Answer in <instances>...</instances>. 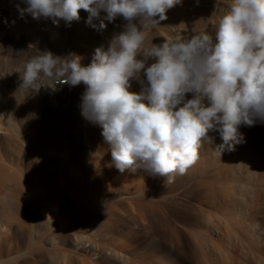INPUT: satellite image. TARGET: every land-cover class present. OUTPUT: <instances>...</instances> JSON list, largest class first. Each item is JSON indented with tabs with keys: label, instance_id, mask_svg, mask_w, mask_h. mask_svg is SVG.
I'll return each mask as SVG.
<instances>
[{
	"label": "bare ground",
	"instance_id": "bare-ground-1",
	"mask_svg": "<svg viewBox=\"0 0 264 264\" xmlns=\"http://www.w3.org/2000/svg\"><path fill=\"white\" fill-rule=\"evenodd\" d=\"M216 2L220 12L206 29L204 19L215 14L208 9ZM17 5L27 7L22 0H0V264H264L263 123L241 126L243 142L221 155L219 132H209L196 162L183 175L171 174L167 185L166 177L143 169L121 172L102 128L82 115L83 83L37 92L21 79L40 51L75 53L88 66L89 54L106 50L110 42L92 32L84 10L78 21L56 26L50 19L21 18ZM185 5L198 10L199 29L179 41L214 34L231 0H182L167 17ZM123 20L108 22L112 37ZM151 42L153 34L146 35L145 48ZM131 83V91H141L137 80ZM191 173H199L201 181ZM156 208L168 213L184 242L196 248L194 259L185 257L173 232L161 226Z\"/></svg>",
	"mask_w": 264,
	"mask_h": 264
},
{
	"label": "clouds",
	"instance_id": "clouds-1",
	"mask_svg": "<svg viewBox=\"0 0 264 264\" xmlns=\"http://www.w3.org/2000/svg\"><path fill=\"white\" fill-rule=\"evenodd\" d=\"M181 2L22 0L27 7L17 5L21 18L50 19L56 26L61 20L78 21L81 10L98 29L107 28L105 20L127 21L107 50H95L90 65L75 53L40 51L26 63L21 79L37 92L83 83L82 115L102 128L116 167L166 177L165 185L172 182L171 174L183 175L196 162L210 131L223 140L217 148L221 155L243 142L241 126L264 123V0H231L214 34L145 48L146 30L159 26ZM149 59L155 62L146 67ZM133 80L141 84L138 93L130 91Z\"/></svg>",
	"mask_w": 264,
	"mask_h": 264
},
{
	"label": "rangeland",
	"instance_id": "rangeland-1",
	"mask_svg": "<svg viewBox=\"0 0 264 264\" xmlns=\"http://www.w3.org/2000/svg\"><path fill=\"white\" fill-rule=\"evenodd\" d=\"M229 8H230V6H227V12L229 11ZM220 9H221V3L220 2H216V5L214 3L210 5L208 10H210V11L215 10L216 12H215V14H212V15L208 14L206 16V18L204 19L205 27L207 26L209 28V27H212L215 24V22H216L215 20H217L218 13L220 12ZM198 15L199 14H198V10L197 9L192 8L189 5H187V6L185 5L183 9H182V7H180L177 11L171 12V15L167 17L165 22L161 21L159 26H157L155 28L149 27L146 30L145 35L153 34V37L155 39V42H153V44H155V45H162L163 43H165L166 38L169 39V38L175 37V36L178 38V41H179V37L181 35L182 36L189 35L188 30L191 31V32H194L195 29H199V27L196 28V26H198V25H196V22L198 21L197 20V16ZM156 19H159V17H157ZM99 22H100L99 20H95V21H93V24L99 25ZM108 22L109 21H107L106 24H108ZM126 23H127V21L123 20L122 25H120V27H119V31L118 30L117 31H113V33L116 35V34L122 32L124 30V25ZM137 24H139V21H137ZM108 27H110V26H107L106 29H98V27H93L92 26V32L94 34L98 32L100 34V39L101 40H107V41L110 42L112 40V38L114 37V36L112 37V30H113L114 27L112 28V30H110ZM160 27H162V28H160ZM207 27H206V29H207ZM200 30L203 31V30H205V28L203 29V27L201 26ZM204 33H206V31ZM161 38H163V42H161V40H160ZM79 44L83 45L80 41H79ZM93 57H94L93 55L89 54V59L88 60L92 61ZM153 62H155L153 59H149L147 64H146V67L150 66L151 63H153ZM134 81H136V80H133L132 82H134ZM83 87H84V84H83ZM130 91H131V89H130ZM63 101L64 100H61L60 102L63 103ZM54 108H55V106H54ZM5 113L7 114V116H10V114L7 113V111H5ZM49 117H51V116H49ZM15 120H16V123H18L20 125L19 121L16 118H15ZM49 120H51V118H49ZM87 131H88V129H87ZM210 132L214 133L213 131H210ZM45 141H46V138H45ZM21 144L24 145L25 152H26L27 155H30L33 152L25 144L24 141L23 142L21 141ZM43 144H44V142L40 143L41 146ZM35 149H37V148H35ZM232 159L235 161L236 157H232ZM235 163H236V161H235ZM244 167L246 168V164L244 165ZM241 174H243V173H241ZM191 175H195L194 181H201V179L198 177L199 173L198 174L191 173ZM260 189H261L262 220L264 221V184L261 185ZM178 197L179 198H183L182 195H180ZM183 200H185V199H183ZM156 210H157V208H156ZM155 212L157 214L158 210L155 211ZM158 214H159V216L161 218V220H160L161 226H164L165 230H169V231L173 232L175 239H177V241H178L177 246L183 251L184 256L187 257V258L194 259L196 257V255H198V254H196L194 252V250H196V248L193 246V244L190 241H189L188 244H186L184 242L183 234L175 226V223L172 220V218L170 217V215L168 213L163 214V213H160V212H158ZM263 226H264V223H263ZM182 241L185 244V247H186L185 249H183L184 244H183ZM239 244L243 245V241H239Z\"/></svg>",
	"mask_w": 264,
	"mask_h": 264
}]
</instances>
